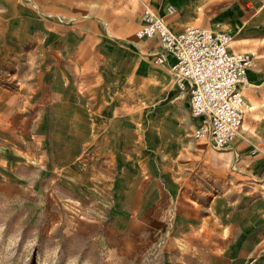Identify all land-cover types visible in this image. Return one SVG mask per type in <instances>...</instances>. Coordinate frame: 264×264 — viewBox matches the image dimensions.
<instances>
[{
    "label": "crops",
    "instance_id": "crops-1",
    "mask_svg": "<svg viewBox=\"0 0 264 264\" xmlns=\"http://www.w3.org/2000/svg\"><path fill=\"white\" fill-rule=\"evenodd\" d=\"M75 1L86 4L73 10L85 13L80 18L81 26H92L89 18L93 19L97 12L88 6L90 0ZM1 4L5 13L11 14L14 8L2 0ZM146 5L165 19L172 32L195 27L230 33L235 37L232 53L255 54L249 84L243 87L247 112L242 133L232 144L237 145L225 156L234 167H229L224 179L217 177L221 154L214 156L216 161L207 162L204 143L189 140L180 126L173 128L172 137L152 128L143 135L139 128L132 137L124 130L111 136L101 130L102 119L79 124L64 118L55 122L51 132L52 123L46 116L30 114L29 101L23 93H18L22 98L12 96L4 100L5 94L0 91V118H10L12 122L0 131L2 191L8 194L27 190L29 174L35 173L33 170L40 172L53 152L57 165L52 172L59 182L64 179L72 187L74 183L80 189L107 191L120 206L117 226H109L105 231L104 247L109 256L126 260L132 254L134 261L144 251L155 249L161 264H264V149L252 150V146L264 145V1L149 0L142 11ZM168 7H174L176 14L167 15ZM27 21L31 23V19ZM33 36L35 33L29 27L20 30L16 38L7 29L5 44L20 46L31 40L40 41ZM138 41L156 44L161 49L157 40ZM115 52L112 59L104 55L102 58L109 64L107 69L114 79V95L121 99L128 94L123 85L127 75L135 72L142 48L138 43L119 45ZM79 56L92 59L93 40L79 36L78 23L74 22L71 86L81 78L77 74L80 68H87V74L93 70L87 62L82 66ZM171 59L162 69L139 68L134 80L144 81L149 87L156 79L162 85L168 83L171 76L164 69L173 67ZM64 89L63 94L67 95L68 90ZM66 95L63 107L70 105ZM139 95V90L133 93L135 98ZM184 96L190 111L188 94ZM38 106V110L45 109L44 105ZM102 106L95 110L101 111ZM196 124L193 119L194 130ZM239 140L248 145L238 143ZM207 171L219 183L203 184L201 188L197 177L205 178ZM167 210L171 216L168 223Z\"/></svg>",
    "mask_w": 264,
    "mask_h": 264
},
{
    "label": "rangeland",
    "instance_id": "rangeland-1",
    "mask_svg": "<svg viewBox=\"0 0 264 264\" xmlns=\"http://www.w3.org/2000/svg\"><path fill=\"white\" fill-rule=\"evenodd\" d=\"M2 1L14 8L11 14L5 13L0 0V91L5 94L2 96L4 100L12 96L22 98L18 93H23L29 101L30 114L46 116V120L52 123L51 132L55 122L64 118L79 124L102 119L104 126L101 130L111 136L124 130L132 137L139 128V134L143 135L152 128L159 134L172 137L175 136L173 128L180 126L189 140L204 143L205 152H208L206 156H209L207 162L216 161L214 156L221 154L217 177L224 179L229 167H234L225 156L236 143L219 151L209 141L193 137V119L187 97L176 91L172 68L164 69L171 78L163 85L156 79L151 88L144 81L134 80L139 68L162 69L164 63L160 64L159 59L170 58L156 44L139 42L136 36L143 4H149V0H90L88 6L97 13L93 14V19L89 18L92 26L87 28L80 24L85 13H73L76 8H84L85 2ZM27 19H31L30 24ZM74 22L78 23L79 36L93 40L92 59L79 56L81 65L87 62L93 70L87 74V68H80L77 74L81 78L71 86ZM27 27L40 41L31 40L20 46L5 44L7 29L12 30L16 38L20 30ZM135 43L140 45L142 52L136 60L135 72L127 75L123 85L127 96L117 99L114 79L107 69L109 64L102 56L112 59L119 45ZM153 53L157 56H150ZM63 89L68 90L67 95L63 94ZM137 90L140 95L135 98L133 93ZM65 95L69 96L67 102L71 106H62ZM38 105H44L45 109L38 110ZM100 105L104 108L95 110ZM60 107L63 110H59ZM11 123L10 118H0V131L6 130ZM238 143L248 145L243 140ZM262 148L264 145L252 146L253 151L259 152ZM50 155L52 157L45 160L40 172L33 170L35 173L29 174L30 187L27 190L7 194L2 191L4 182L0 180V264L162 263L155 249L144 251L134 261L132 254L126 260L121 256H109L104 247L105 231L109 226H117L120 206L107 191L80 189L74 183L72 187L64 179L59 182L52 172L57 158L53 152ZM217 177L207 171L205 178L199 176L197 180L204 188L203 184H218ZM170 218L167 210L166 223Z\"/></svg>",
    "mask_w": 264,
    "mask_h": 264
},
{
    "label": "built area",
    "instance_id": "built-area-1",
    "mask_svg": "<svg viewBox=\"0 0 264 264\" xmlns=\"http://www.w3.org/2000/svg\"><path fill=\"white\" fill-rule=\"evenodd\" d=\"M174 14L176 9L168 7L167 15ZM136 36L157 40L161 50L174 60L175 88L188 94L190 112L197 121L193 136L209 141L216 150L230 147L240 137L245 121L243 87L249 84L255 54L232 53L235 37L230 33L195 27L172 32L148 5L143 8Z\"/></svg>",
    "mask_w": 264,
    "mask_h": 264
},
{
    "label": "bare ground",
    "instance_id": "bare-ground-1",
    "mask_svg": "<svg viewBox=\"0 0 264 264\" xmlns=\"http://www.w3.org/2000/svg\"><path fill=\"white\" fill-rule=\"evenodd\" d=\"M167 59H171V58H167V57H165V60H163L164 62V65L166 64V62H167ZM172 60V59H171ZM240 136H241V134H240Z\"/></svg>",
    "mask_w": 264,
    "mask_h": 264
}]
</instances>
